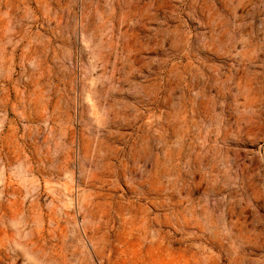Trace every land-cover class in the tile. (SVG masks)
Returning a JSON list of instances; mask_svg holds the SVG:
<instances>
[{"label": "rangeland", "instance_id": "rangeland-1", "mask_svg": "<svg viewBox=\"0 0 264 264\" xmlns=\"http://www.w3.org/2000/svg\"><path fill=\"white\" fill-rule=\"evenodd\" d=\"M0 133V264H264V0H0Z\"/></svg>", "mask_w": 264, "mask_h": 264}, {"label": "bare ground", "instance_id": "bare-ground-1", "mask_svg": "<svg viewBox=\"0 0 264 264\" xmlns=\"http://www.w3.org/2000/svg\"><path fill=\"white\" fill-rule=\"evenodd\" d=\"M142 17V16H141ZM144 17V15H143ZM184 119H187V118H184ZM185 124H186V120H184ZM184 126V125H182ZM6 140V134L5 133H0V142L1 141H4ZM8 152H6V166H11V161L12 159H15L16 158V149L14 147L10 148L8 147ZM6 148V149H7ZM4 149V148H3ZM13 167V166H11ZM10 179V178H9ZM7 184V179H3L2 181V186H3V189L2 191L0 192V195H3V194H6V193H9V190H8V184ZM12 195V194H10ZM13 195H15L14 191H13ZM1 197V196H0ZM17 198L15 197L14 198V201L10 202L9 203V210H5L3 208H1V205H0V247H9L11 252H13V254L15 256H17V252H18V246L20 248V245H22V243H19L18 241H16V237L19 235L20 236V233H21V227L19 226L20 223L18 222V215L19 213L22 214L18 208L19 204H17ZM33 206V205H32ZM6 208V207H5ZM32 210H34L33 208H31ZM31 210V211H32ZM26 212V211H25ZM33 212V211H32ZM35 212V210H34ZM37 213V212H36ZM30 215L23 221L24 223V226L26 227L27 229V232H26V237H27V241L25 242V244H23V247L26 248L27 252L29 253H34L35 251H44V252H48L49 254H52V251H53V245L51 243V232L47 226V223L46 221H44V216L43 214H40L39 216L36 215L35 216V213H29ZM20 218V217H19ZM43 223V228L45 230L44 234L40 233L38 230H37V226L39 225H42ZM8 225L11 226L12 230L15 232V234L13 233H9V230H8ZM41 227V226H40ZM45 227L47 229H45ZM63 230V229H62ZM61 231V230H60ZM25 235V234H24ZM25 237V238H26ZM53 237V236H52ZM63 237V236H62ZM19 238V237H17ZM139 238V237H138ZM20 239H21V236H20ZM19 239V240H20ZM62 241V239H61ZM22 242V241H21ZM134 246V245H133ZM133 246L131 245V247L133 248ZM136 246V245H135ZM158 246V245H157ZM6 249V248H5ZM136 249V248H135ZM157 248H149L147 249V253L146 254H149L150 255V252L149 251H152L154 252L155 250H157ZM8 250V249H7ZM21 251L22 250V247L20 248ZM61 250V249H60ZM128 250V249H126ZM56 251V250H54ZM136 251V250H135ZM134 251V252H135ZM26 252V251H24ZM23 253V252H22ZM47 253V255H48ZM64 253V252H63ZM28 254V253H27ZM39 254V253H38ZM129 254V253H128ZM136 255V254H135ZM134 255V256H135ZM138 256V255H137ZM33 257V256H32ZM51 257V256H50ZM26 258V257H25ZM28 258L29 259H32L29 257L28 255ZM15 259V258H14ZM30 261V260H29ZM126 261V260H125ZM141 261V260H140ZM33 262V261H32ZM35 259H34V262L35 263ZM51 262V261H49ZM48 262V263H49ZM12 264V263H11ZM15 264V263H14ZM37 264V263H35ZM39 264V263H38ZM46 264V263H45ZM50 264V263H49ZM130 264V263H129ZM132 264H138L136 262V260L134 259L132 261Z\"/></svg>", "mask_w": 264, "mask_h": 264}]
</instances>
